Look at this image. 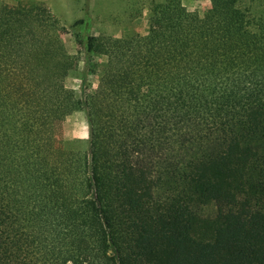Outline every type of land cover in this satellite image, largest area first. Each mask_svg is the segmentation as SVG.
Segmentation results:
<instances>
[{
  "label": "trees",
  "instance_id": "obj_1",
  "mask_svg": "<svg viewBox=\"0 0 264 264\" xmlns=\"http://www.w3.org/2000/svg\"><path fill=\"white\" fill-rule=\"evenodd\" d=\"M148 21L86 36L79 94L59 18L0 8V264H264V0ZM79 109L81 152L56 126Z\"/></svg>",
  "mask_w": 264,
  "mask_h": 264
},
{
  "label": "rangeland",
  "instance_id": "obj_2",
  "mask_svg": "<svg viewBox=\"0 0 264 264\" xmlns=\"http://www.w3.org/2000/svg\"><path fill=\"white\" fill-rule=\"evenodd\" d=\"M163 2L164 0H136L134 3L135 7L132 9V11H130V14L132 15L129 17V21L130 23L132 22L133 26L141 29L142 32L130 30L123 35L136 33L143 37L146 36L148 32V26L147 28H145L144 26L146 15L147 17L149 16L151 8L154 4H161ZM183 3L185 4L186 1L184 0ZM96 4L97 1L94 6V13H99V15L101 14V12H111L113 14H116V12L121 9L118 4V0L101 1L99 4V8ZM210 5L211 2H209V0H203L199 3V5H194V10L192 11L197 13L200 17H203L208 13ZM189 6L192 7V5L190 4ZM1 7L14 9L18 6L8 7V5H4L0 6V8ZM187 9L190 10L189 8ZM64 10V8H60L59 13L63 12ZM103 18L105 19V16ZM61 24L65 28L64 30H61V36L64 45L73 47L71 48L72 51L68 52L66 49V52L70 55L77 56L72 70L67 76L62 79V83L66 87L74 89L79 94H83L84 91H90L96 88L99 80L100 66L102 62H104L105 57L96 55L97 57L93 59L92 56L85 52V50L83 49V44L86 36L96 35L93 33L94 30L89 32V28H87V25L83 23L81 24L80 22H75L70 25L61 22ZM115 25L116 27H119L121 24L119 25V23H117ZM92 29L95 28L93 27ZM89 125L90 124L85 109L67 111L64 117L60 121H58L56 125L58 142L61 145H64L65 147L76 151H87L89 148Z\"/></svg>",
  "mask_w": 264,
  "mask_h": 264
},
{
  "label": "crops",
  "instance_id": "obj_3",
  "mask_svg": "<svg viewBox=\"0 0 264 264\" xmlns=\"http://www.w3.org/2000/svg\"><path fill=\"white\" fill-rule=\"evenodd\" d=\"M97 1V7L101 1L105 0H0V6L8 5V7L13 6H42L50 10V12L55 15L61 22L64 24L70 25L75 22H80L81 24H86L89 28V32L94 30V34H111L113 36H121L130 30H136L137 32H142L141 29L133 26L132 22L130 23L129 17L132 15L130 11L135 7L134 3L136 0H118L120 10L113 14L111 12L105 13L101 12L94 13V6ZM184 0H181L183 3ZM185 5L191 11L194 10V5H199L203 0H185ZM211 2V0H209ZM192 5L191 6H189ZM60 8L65 10L59 13ZM88 16V17H87ZM105 16V19L103 18ZM63 20V21H62ZM148 17L144 21V26H148ZM119 23V27H116L115 24ZM132 25V26H131ZM95 29H92V28ZM144 28V29H145ZM143 29V30H144ZM65 48L68 52L72 51V46L65 45ZM70 48V49H69ZM97 56H92L95 59Z\"/></svg>",
  "mask_w": 264,
  "mask_h": 264
}]
</instances>
